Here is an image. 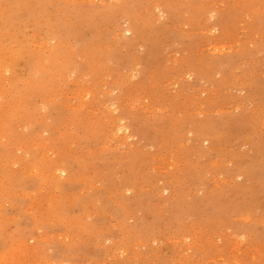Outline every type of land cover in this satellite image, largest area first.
<instances>
[{"label": "rangeland", "instance_id": "1", "mask_svg": "<svg viewBox=\"0 0 264 264\" xmlns=\"http://www.w3.org/2000/svg\"><path fill=\"white\" fill-rule=\"evenodd\" d=\"M0 264H264V0H0Z\"/></svg>", "mask_w": 264, "mask_h": 264}]
</instances>
